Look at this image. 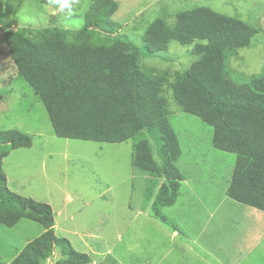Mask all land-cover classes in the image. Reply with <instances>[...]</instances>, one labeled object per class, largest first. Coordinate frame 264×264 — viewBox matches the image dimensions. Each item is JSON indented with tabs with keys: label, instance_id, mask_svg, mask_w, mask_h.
I'll list each match as a JSON object with an SVG mask.
<instances>
[{
	"label": "rangeland",
	"instance_id": "obj_1",
	"mask_svg": "<svg viewBox=\"0 0 264 264\" xmlns=\"http://www.w3.org/2000/svg\"><path fill=\"white\" fill-rule=\"evenodd\" d=\"M91 1L67 0L61 4L60 0H3L0 130H19L32 140L29 149L11 151L2 160L7 188L48 204L53 212L54 234L65 238L76 251L86 253L91 260L88 264L112 258L107 255L109 247L115 248L119 264H142L143 245L153 238L161 247L171 245L172 251L161 264H264V212L226 196L234 155L214 149L211 127L181 112L167 88L164 97L169 121L181 147L177 167L184 177L177 203L163 211L174 218L180 232L172 240L167 239L171 229L166 225L142 223L143 214L149 212L144 198L151 178L131 167L130 141L94 143L54 135L43 105L18 78L3 36L8 30L20 28L79 30ZM114 1L117 11L110 23L117 26V31L107 35L95 30L92 36L97 41L106 36L132 43L143 67L158 72L185 70L196 58L190 56L193 46L174 42L166 52L147 53L141 37L153 20L165 19L171 25L175 14L201 7L249 26L253 32L248 45L226 52L223 69L228 81L237 84L238 93L236 88L234 93L239 100L250 99L264 108V0ZM230 87L227 84L224 90ZM153 156L159 163L158 156ZM136 214L137 220L130 222ZM41 232V226L27 219L11 228L0 226V263L11 262ZM59 255L55 250L43 264H56ZM156 258L157 254H151L144 264H156Z\"/></svg>",
	"mask_w": 264,
	"mask_h": 264
},
{
	"label": "trees",
	"instance_id": "obj_2",
	"mask_svg": "<svg viewBox=\"0 0 264 264\" xmlns=\"http://www.w3.org/2000/svg\"><path fill=\"white\" fill-rule=\"evenodd\" d=\"M2 11L0 0V18ZM116 11L114 0H92L79 30L20 28L4 33L18 78L43 105L54 135L94 143L130 141L131 167L151 178L144 198L150 216L180 233L163 212L177 203L184 180L177 167L181 147L164 97L167 88L181 112L211 127L212 147L234 155L226 196L264 212V108L250 99L239 100L234 93L237 84L228 81L223 69L225 53L247 46L252 29L201 7L175 14L171 25L165 19L153 20L141 37L147 53L166 52L172 42L193 46L190 56L196 60L187 69L169 74L144 68L130 42L106 36L102 41L94 39L95 30L107 35L117 31L110 23ZM227 84L231 87L224 90ZM31 145L27 133L0 130V226L11 228L27 219L42 228L8 264H43L55 250L60 254L56 264H88V255L54 234L48 204L7 188L2 160L11 151ZM100 264L117 262L107 257Z\"/></svg>",
	"mask_w": 264,
	"mask_h": 264
},
{
	"label": "crops",
	"instance_id": "obj_3",
	"mask_svg": "<svg viewBox=\"0 0 264 264\" xmlns=\"http://www.w3.org/2000/svg\"><path fill=\"white\" fill-rule=\"evenodd\" d=\"M69 200H71V198H69ZM173 208V207H172ZM139 214V213H138ZM142 214H143V212H142ZM166 214V216L168 217V218H170V219H173L174 220V218L171 216V215H169V214H167V213H165ZM140 215V214H139ZM137 214H136V216H134V218H130V222H133L134 220H137ZM143 219H142V223H149V224H151V225H153V226H155V227H158V225H162V223H160V221H158V220H156V219H154L152 216H150V214H149V212L148 211H146L144 214H143ZM54 218V217H53ZM174 222H175V220H174ZM55 224V223H54ZM56 229H57V227L55 226V231H56ZM155 232V231H154ZM175 232V233H174ZM174 232H171L170 234H167V239H170V240H172L173 239V237H178L179 235L177 234V232L176 231H174ZM56 235V234H55ZM145 245H148L147 247H145ZM160 245H162V244H160V242H158V241H156L155 240V238H153V240L151 241V242H147L146 244H144L143 245V247H144V250L142 249V258H143V262H142V264H144L145 262H149V255H151V254H157V258H156V264H161L164 260H165V258H166V256H168L169 254H170V252L172 251V249H171V245H169V246H160ZM72 246V245H71ZM73 248V247H72ZM91 247H89V249H90ZM74 249V248H73ZM88 249V250H89ZM147 249H149L148 251H145V250H147ZM75 250V249H74ZM114 250H115V248H112V247H109L108 248V250H107V255H109V256H112V259L113 260H115L116 262H117V264H119L120 263V261L114 256ZM76 251V250H75ZM78 252V251H77ZM133 252V251H132ZM80 253V252H79ZM134 253V252H133ZM83 254H86V253H83ZM135 254V253H134ZM146 254H148V256H146ZM60 256V255H59ZM60 259V258H59ZM90 262H91V260H90Z\"/></svg>",
	"mask_w": 264,
	"mask_h": 264
},
{
	"label": "clouds",
	"instance_id": "obj_4",
	"mask_svg": "<svg viewBox=\"0 0 264 264\" xmlns=\"http://www.w3.org/2000/svg\"><path fill=\"white\" fill-rule=\"evenodd\" d=\"M61 4L67 3V0H60Z\"/></svg>",
	"mask_w": 264,
	"mask_h": 264
},
{
	"label": "bare ground",
	"instance_id": "obj_5",
	"mask_svg": "<svg viewBox=\"0 0 264 264\" xmlns=\"http://www.w3.org/2000/svg\"><path fill=\"white\" fill-rule=\"evenodd\" d=\"M116 27V26H115ZM119 27V26H118ZM107 31V30H106ZM111 31V30H110ZM85 31H83V33H84ZM108 32V31H107ZM12 33V32H11ZM82 33V34H83ZM47 35V34H46ZM81 35V34H80ZM8 37V36H7ZM235 56V55H234ZM204 122V121H203ZM134 138V137H133ZM127 142V141H126ZM136 142V141H135ZM120 144V143H119ZM230 198V197H229ZM74 250V249H73Z\"/></svg>",
	"mask_w": 264,
	"mask_h": 264
}]
</instances>
